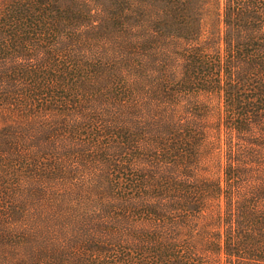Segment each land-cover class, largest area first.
<instances>
[{
  "label": "trees",
  "instance_id": "trees-1",
  "mask_svg": "<svg viewBox=\"0 0 264 264\" xmlns=\"http://www.w3.org/2000/svg\"><path fill=\"white\" fill-rule=\"evenodd\" d=\"M0 264H264V0H0Z\"/></svg>",
  "mask_w": 264,
  "mask_h": 264
}]
</instances>
